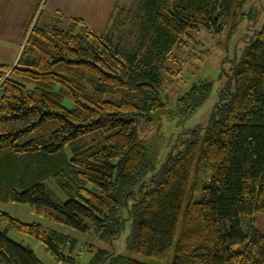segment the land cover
I'll use <instances>...</instances> for the list:
<instances>
[{"label":"trees","instance_id":"1","mask_svg":"<svg viewBox=\"0 0 264 264\" xmlns=\"http://www.w3.org/2000/svg\"><path fill=\"white\" fill-rule=\"evenodd\" d=\"M246 1L142 0L140 42L124 50L78 17L69 29L32 25L15 63L0 65V199L100 241L118 238L130 219L127 250L169 264H264V233L252 223L264 213V22L232 64L208 123L178 138L158 169L137 134L165 112L160 71L177 59L174 49L199 44L201 29L233 27ZM211 90L207 80L192 84L167 114L187 118ZM0 216L60 262L147 264L88 240L82 263L75 236ZM0 264L44 263L5 229Z\"/></svg>","mask_w":264,"mask_h":264},{"label":"rangeland","instance_id":"2","mask_svg":"<svg viewBox=\"0 0 264 264\" xmlns=\"http://www.w3.org/2000/svg\"><path fill=\"white\" fill-rule=\"evenodd\" d=\"M251 11L256 13V19L249 18V12L254 13ZM236 13L232 20L233 27L230 20L220 33H210L204 29L193 33L195 40L200 43H194L187 48L176 47L174 54L177 59L164 62V68L160 71L159 94L165 102V112H161L162 115L156 120L143 121L137 127L138 137L148 148L155 169L165 161L178 138H184L188 130L208 123L213 107L219 100L220 88L231 73L232 64L239 60L246 45L255 37V30L264 22V0H247L236 9ZM72 17L83 19L95 32L112 35L123 50L132 49L140 42L144 20L142 0H0V65L11 66L15 63L32 25L53 24L69 29L72 26ZM200 80L210 81L212 90L195 112L185 119L167 114L168 110L173 111L177 97ZM71 104L70 100L64 101L67 107ZM44 182L62 201L67 200V196L53 178ZM0 212H6L21 222L39 223L75 236L78 244L72 253L80 254L82 263L89 259V255L81 248L84 241L88 240L115 253L138 258L147 264H169L127 250L132 225L130 219L125 221L118 238L113 241H100L92 233H82L53 222L35 212L28 204L0 199ZM253 218V225L264 233V213H256ZM5 229L11 240L33 249L44 264H70L55 259L35 238L8 228L0 216V230ZM63 251L68 253L69 247Z\"/></svg>","mask_w":264,"mask_h":264}]
</instances>
